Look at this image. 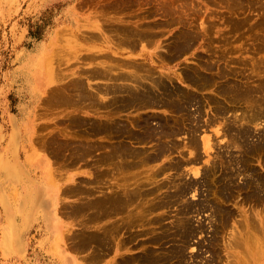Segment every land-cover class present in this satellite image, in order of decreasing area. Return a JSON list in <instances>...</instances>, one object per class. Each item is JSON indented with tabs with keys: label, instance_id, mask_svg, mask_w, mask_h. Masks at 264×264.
Returning a JSON list of instances; mask_svg holds the SVG:
<instances>
[{
	"label": "bare ground",
	"instance_id": "bare-ground-1",
	"mask_svg": "<svg viewBox=\"0 0 264 264\" xmlns=\"http://www.w3.org/2000/svg\"><path fill=\"white\" fill-rule=\"evenodd\" d=\"M244 1L246 2V0L242 2L244 3ZM239 4L242 6L241 0ZM247 4H245V7H248ZM251 6L253 5L251 4ZM104 9L106 11V8ZM70 13L71 8L68 14ZM260 17L261 19L256 25H251L249 28L258 27V32H263L264 13ZM249 20L250 18L246 16L238 20L233 19L232 25L239 29L242 24L244 26L248 24ZM116 28L114 30L118 34L121 31L125 32V34H120V39L126 43L139 41L152 34L146 32V30H140L121 23L116 25ZM235 28H232L233 32L237 31V28L234 30ZM229 32L230 30L226 33ZM199 36V32L191 28L179 31V34L169 43V48L167 47V57L176 58L188 52ZM201 37L205 42L203 48L208 47L207 53L209 55H207V59L202 60L200 56H197L201 59L196 65H187L180 69V72L177 70L174 73L167 72L166 76L161 74L154 76L151 70L148 69L144 74H120L115 78L111 77V80H118L117 82L105 86H93L88 79L100 75L103 71L100 67H95L94 70H90L92 74L87 75L86 79L78 76L68 81L56 83L63 79L55 74L52 69L53 62L49 64L50 66H46L47 69L45 68L50 73V77L46 79L41 77V74V78L34 75V78L28 74L25 75L29 83L25 84L26 87L22 86V91L24 92L27 88L30 99L22 103L18 118L19 126H17L22 130L23 147L32 146V142L35 141V144L33 143L35 147L32 146L34 152H41L39 151L40 148L45 149L59 165H71L78 161L91 164L95 170L94 181L99 183L101 187L98 196L94 195L92 191L94 188L91 186H85L84 188L69 186L64 188L62 185L64 179L61 181L55 178L54 172L58 169L55 167L56 163L54 161L51 162L47 158H42L37 159V161L31 159V162L26 159L22 162V168L25 167L29 170L30 179L24 186L26 194L24 197L21 196L20 203L25 210L26 218L36 211L39 206V208L45 209L51 206L52 212L55 213V209L65 198L84 195L81 204L76 205L77 207L74 208V213H87L88 211L91 217L103 219L104 225L100 234H86L83 241L77 244L78 248L85 249L96 243L97 249L103 252L104 257L109 256L113 251L122 252L121 261L116 260V258L113 261H107V264H139L137 263L138 257L135 254L126 253L125 251L131 252L133 249L132 243L140 235V233L138 234L140 231L134 232L135 229L147 227L146 231H141L144 235L148 234L149 236V238L147 237L148 241L145 242H150L153 245V243L160 244L161 242L163 244L167 241V244L172 243V250L169 249L167 253L161 254V256L158 253L156 254L158 251L151 249L152 245L149 246L148 244L146 246L143 243L144 246L141 244L142 242L135 243L136 246L142 248L141 258L147 264H166V261L168 263L173 258H180L182 261L185 257V255H182L185 253H182V250H184L182 248L185 247V244H190L191 236L194 237L202 228L201 225H194L188 218V214L194 212L198 204L188 203L189 201H186L187 204L181 203L188 194L197 191L200 183L203 186L207 185V189L208 187L214 189L215 184H217L215 195L217 194L225 200H230L237 191H240L242 194L246 193V199L260 204L264 203V174L251 163V159L254 158L255 154L258 157V153L264 151V56L263 66L257 67L254 65L250 68L252 73L248 75L240 70L242 68L237 71V67H232V63L246 65L245 58L230 57L229 53L231 52L228 51V48H221L220 50L214 48L212 27L205 28ZM258 38L261 44L257 43L259 47L253 49L255 50L254 53L264 51V33L259 34ZM229 39L230 37L225 36L220 41L228 44L227 40ZM80 41L78 42L80 43ZM53 51L54 46L50 43L37 46L31 52H24L25 68L31 67L30 69H36L41 73L43 61H47ZM78 51L80 49L76 53ZM137 67L144 68L145 65H137ZM87 71L89 72V70ZM87 71H84V73H87ZM37 104L45 105L48 108L70 105L79 112L83 111L84 114L65 117L63 122L67 133L60 132V137L53 138V136L38 133L40 126L34 123L36 122L35 119L40 117V113L37 114ZM123 110L130 111L128 119L121 117V114L124 113ZM241 110L242 113L238 116L236 113ZM159 111L167 115L163 116L162 113L159 114ZM87 113H94L96 117L93 118ZM204 114L207 116L203 120L205 126L221 123L222 135L227 136L230 141L228 149L231 147L232 149H238L240 156H235L228 151V155L218 152L213 157L211 137L207 135L203 139L207 159L203 162L204 156L199 155V148L201 134L205 131L202 128L204 125L201 124V118L204 117ZM153 121H156V124ZM34 134L37 135L35 139L33 138ZM179 136H183L182 141L177 139ZM36 145L40 146L38 151ZM186 149L188 151L187 159L179 157L178 159H170L168 164L164 163L157 166L153 164L158 161L165 162L169 159V155L175 152L185 155L187 153ZM253 160L255 162V159ZM262 161L260 160V162ZM0 163L1 171L5 174V177H9V180L15 184L22 183V181H19L21 170L16 163L11 165L5 159ZM201 163L204 164V166L202 164L203 169L196 168L194 171L195 177L187 179L183 174L185 164L196 165ZM262 166H264L263 162ZM38 168L43 170L40 177L36 172ZM170 170L171 172L175 171V176L168 178L170 181L161 182L159 180L160 175ZM218 171L220 172L219 176H217ZM214 176L216 177L211 179ZM67 179L70 180L71 178ZM211 181L214 184H210ZM212 201L210 199V202ZM16 202H14L15 205ZM4 203L7 214L9 212L11 214L13 207L7 201H4ZM179 203L184 205L179 209V214L183 215V218L178 217L170 224V227L167 226L168 224L165 225L166 222H163L162 218L154 216L156 211ZM207 207L202 205L200 209L205 210ZM217 209H220L219 206ZM48 211L46 210L45 215L48 214ZM224 217L226 216L224 215ZM256 219L258 220H247L241 225V230H236L237 232L231 238L233 241L232 246L230 245L231 248H241V251L244 248L249 251L251 248L254 249L253 246L256 244L260 247L257 234L264 232V219L261 217H256ZM158 224L163 225L162 228L160 226V229H163L161 234L154 232V226H158ZM165 226L168 228H164ZM216 226L218 224L215 225L214 233L218 232ZM248 232L255 234H252L255 238H251L250 235L246 236ZM123 233L124 235L128 234L127 239H124ZM142 233L141 235H143ZM7 236H9L7 239L13 238V236ZM181 242L184 245L181 246L179 244ZM164 249L167 250L168 248Z\"/></svg>",
	"mask_w": 264,
	"mask_h": 264
},
{
	"label": "rangeland",
	"instance_id": "rangeland-1",
	"mask_svg": "<svg viewBox=\"0 0 264 264\" xmlns=\"http://www.w3.org/2000/svg\"><path fill=\"white\" fill-rule=\"evenodd\" d=\"M231 1L0 0V161L5 159L11 165L16 163L21 170L19 181H22L21 184L11 182L9 177H5V174L1 171L0 163V176H2L0 177V264H107V261H113L116 258V260L121 261L122 258V252L118 253L114 251L109 256L104 257L103 252L97 249L96 243H93L85 249L78 248L77 244L83 241L86 234H100L104 225L103 219L91 217L88 211L87 213H74V208L77 207L76 205L81 204L83 201L82 198L85 197L84 195L65 198L64 203L61 202L57 209H55V213L52 212L51 206L46 209L39 208V206L30 216L25 217V210L23 206L21 207L20 203L22 197L26 194L24 186H26V183L30 179V172L27 168H22V162L26 161V159L32 162V160L37 161V159L47 158L49 161L56 163L55 159H52L53 157L51 158L49 153L45 149H41L40 146L36 145V150L38 151L40 148L39 151L41 152H34L32 146L35 147V141L32 142V146L23 147L21 139L22 130L17 126H19L18 118L22 103L30 99L27 88L24 92L22 91V86L24 85L26 87L25 84L29 83L25 75L28 74L34 78V76L40 77L41 74V77L46 79L50 77V73L48 70L46 71V66H50L49 64L53 62L52 69L55 71V74L61 76V79H63L56 83L68 81L78 76L86 79L87 75L92 74L91 71L95 67H100L103 71L100 75L88 79L93 86H105L109 83L117 82L118 80H111V77L115 78L120 74H144L148 69L151 70L154 76H159L160 74L166 76L167 72L174 73L176 70L180 72V69L187 65H196L201 58L202 60L207 59V55H209L207 53L208 47L205 46L203 48L205 42L201 36L205 28L208 27H212L213 40L215 41H213L214 48L217 50L228 48V51L231 52L229 53L230 57L245 58L246 65L241 63V66L239 63H232V67H237V71L241 70L250 75L252 73L250 68L254 65L257 67L263 66L264 51L254 53L255 50L253 49L259 47L258 45L261 44L259 43L258 37L264 31L258 32V27H252L253 29L249 27L256 25L261 19L260 16L264 13V0H246L244 3H248V7H245V4L242 2L243 0H241V4L243 3L242 6L239 4L240 0ZM235 3L240 9L237 6L235 7ZM70 8L71 13L68 14ZM100 8H106V11H108L106 12L105 9L102 11ZM245 16L250 18L249 23L246 22L249 25L244 23L245 26L242 24L241 28L240 26L239 29L236 27L237 31L233 32L232 28H235L232 25L233 19L238 20ZM120 23L123 25H131L140 30H146V32L152 34L136 42H122L123 40L120 39V34H125V32L121 31L119 34L115 32L117 29L116 25ZM186 28L194 29L196 32H199L200 36L188 52L176 58L167 57L169 43L179 34V31ZM229 30L232 32L226 33ZM225 36L230 37L227 40L228 44L225 43L226 45L220 41ZM79 40L82 41H80L81 44L78 42ZM50 43L54 46L53 58L51 55L47 61H43L41 73L36 69H30L31 67L25 68L24 52H31L37 46H41L42 44L48 45ZM78 49L80 51L76 53ZM204 57L205 59H203ZM137 65H145V67L138 68ZM84 71H87V73H84ZM101 94L104 95L105 93ZM37 107V114L40 113V117H37L34 123L40 126L38 133L41 132V134L53 136V138L60 137V132L67 133V130L64 129L65 123L63 122L65 117H68V115L84 114L83 111L79 112L70 105L48 108L45 105L39 104ZM123 111L124 113L121 114V117L128 119L130 117L128 114L130 111ZM160 113L162 111H159ZM241 113L242 110L236 114L239 116ZM205 114L201 118V124L204 125L202 128L205 131L201 134L199 148V155L204 156L203 162L207 159L203 143V139L207 135L211 137L213 157L218 152L228 155V151L235 156H240L238 149H232V147L228 149V143L230 141L227 136L222 135L221 123L205 126V122L203 121L207 117ZM87 115L93 116V118L96 117L94 113H87ZM161 115L165 116L167 114L162 113ZM153 123L156 124V121H153ZM35 136L37 135L34 134V139ZM177 139L182 141L183 136H179ZM186 152L185 155H180L178 152H175L169 155V159L166 160L167 162L158 161L153 164L156 166L163 165L164 163L168 164L170 159H178L179 157L187 159V149ZM261 152L258 153V157L255 154L256 156L254 155V158L251 159L252 162L251 160L250 162L257 166L260 172L264 174V166H262V162L264 164V151ZM88 159L90 160L91 158ZM253 159H255V162ZM260 160L263 161L260 162ZM202 164H185L183 168V171H185L181 173L187 179L194 178L195 169L199 167L203 169L204 164L203 166ZM55 167L58 169L54 172L55 178L61 181L64 179L62 184L64 188L69 186L76 188L91 186L95 189H92L94 195H100L101 187L99 183H95L94 181L95 170L91 164L78 161L66 166L56 163ZM155 169L157 170V168ZM42 171L40 168L36 169L39 177L42 175ZM219 175L220 172L218 171L217 176ZM174 176L175 171L171 172L170 170L160 175L159 180L161 182L170 181L169 179ZM215 177H211V179ZM67 178L71 179L69 180ZM210 184L214 183L211 181ZM198 186L197 191L188 194L183 199L185 202L182 201L181 203L187 204L186 201H189L188 203L198 204L194 212L188 214V218L194 225H201L202 228L199 229V232L194 237L191 236L189 240L190 244H185V247H181L184 249L182 253L185 252L182 254L183 256L185 255L184 259L181 261L180 258H173L168 263L166 261V264H264V232L257 234L260 247L256 244L253 246L254 249L251 248L249 251L244 248H242V251L241 248H231L233 242L231 238L234 233L241 230L240 227H242L241 225L244 222L249 219L258 220L256 217L264 219V203L260 204L256 201L253 202V200L246 199V193L242 194L240 191H237L230 200H225L221 196L215 195L217 184L215 186L213 185L216 188H214L215 190L212 189L213 187H210L211 189L208 187L207 189V185L203 186L201 183ZM204 198L206 199L202 200ZM210 199L213 200V203L210 202ZM4 201H7L13 207L12 216L10 212L7 214ZM199 201L205 204H201ZM14 202H16V205ZM181 203H179L180 206L179 204L171 205L169 207L170 209L168 207L160 209L155 212L154 216L162 218L163 222H166L165 225L168 224L167 226L170 227V224L178 219V217L183 218V215L179 214L180 207L184 206ZM202 205L209 207L201 210L200 207ZM217 205L220 209H217ZM212 209L216 210L212 211ZM46 210L49 211L45 215ZM224 210L226 212H223ZM228 211L232 212L229 213ZM218 216L220 217L218 218ZM218 220L222 224H219ZM217 224L219 226H216L218 232L214 233L213 231ZM160 226L162 228L163 225L158 224V226H154V232L156 234L163 232ZM146 229L147 227H138L135 229L134 232L140 231L138 232L140 235L132 243L133 249L131 252L125 251L126 253L135 254L138 257L137 263L139 264L146 263V261L141 258L143 252L141 251V246H136L135 243L142 242V245H152L150 242H145L148 241L149 236L148 234L144 235L142 232L143 230L146 231ZM252 234L248 232L246 236L250 235L251 238H255L253 236L255 234ZM7 235H10V237L13 236V238L7 239L9 237ZM122 235L124 239H127V233L125 235L123 233ZM182 243L179 244L182 246L184 245ZM160 244L153 243L151 247L152 250L158 251L156 254L163 255L169 249L172 250V243L167 244L166 241L163 244L160 242ZM163 245L164 247H162ZM164 248L168 249L166 250Z\"/></svg>",
	"mask_w": 264,
	"mask_h": 264
}]
</instances>
